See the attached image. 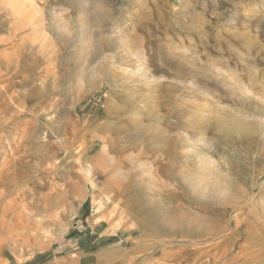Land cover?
<instances>
[{"label":"rangeland","instance_id":"rangeland-1","mask_svg":"<svg viewBox=\"0 0 264 264\" xmlns=\"http://www.w3.org/2000/svg\"><path fill=\"white\" fill-rule=\"evenodd\" d=\"M0 264H264V0H0Z\"/></svg>","mask_w":264,"mask_h":264},{"label":"bare ground","instance_id":"bare-ground-1","mask_svg":"<svg viewBox=\"0 0 264 264\" xmlns=\"http://www.w3.org/2000/svg\"><path fill=\"white\" fill-rule=\"evenodd\" d=\"M87 31H88V29H87ZM95 33H96L97 35H92V34L89 33L90 36H91L90 38H93V39H94V38L96 37V38H98V39H99V38L101 39V34H100V33H97V32H95ZM71 34H72V33H71ZM81 34H82V33H81ZM93 34H94V33H93ZM85 35H86V34H85ZM69 36H70V34H69ZM71 36H72V35H71ZM71 36H70V37H71ZM82 37H83V36L81 35V38H82ZM79 39H80V38H79ZM86 39H87V38H86ZM98 39H97V40H98ZM125 39H127L126 35H122V36H120L119 38H117L116 41H123V40H125ZM82 41H86V42H87V40H85V38H84V39H81V42H82ZM94 41H96V40L94 39ZM97 42H98V41H97ZM91 43H92V42H91ZM127 43H129V45H132V46L134 45V42H132L131 40H129ZM83 44H84V43H82V45H83ZM88 44H89V43H88ZM94 44H95V42H94ZM96 44H97V43H96ZM86 45H87V44H86ZM86 45H85V47H86ZM129 45L127 46V48H122V47L119 48V50H120L121 52H124L126 56L129 55V53H128V47H129ZM90 46H91V45H90ZM81 47L83 48L84 46H81ZM88 47H89V46H88ZM88 47H86V48H88ZM101 48H102V44H101ZM88 49L90 50V47H89ZM91 50H92V49H91ZM83 52H84V51H83ZM83 52H82V53H83ZM85 52H86V51H85ZM91 52H93V51H91ZM91 52L87 54V57H86V58L84 57V59L86 60V62L89 61V59L93 56V54H92ZM93 53H94V52H93ZM84 54H85V53H84ZM82 55H83V54H82ZM85 55H86V54H85ZM115 58H116L115 55L111 56L110 58L104 57V58H102V59L100 60V65H104V64H106V62L108 61V59H109V60L111 59V60L109 61V65L112 66V67H114V64H115V62H114V61H115ZM81 59H82V57H81ZM81 59H80V60H81ZM85 60H83V61H85ZM121 60H123V58H121ZM84 63H85V62H84ZM85 64H86V63H85ZM82 66H83V63H82ZM83 67H84V66H83ZM84 68H85V67H84ZM82 69H83V68H82ZM82 69H81L80 72H82ZM136 69H137V68H136ZM137 70H138V72H137L138 75H144L143 77L146 78V76H147L148 73L146 72L147 74H145V73H144L145 70H144L143 72H141V70H139V69H137ZM91 71H92V70H91ZM93 71H95V70H93ZM122 71H123V70H122ZM139 71H140V72H139ZM84 73H85V72H84ZM149 73H150V72H149ZM150 75H151V74H150ZM120 76H121V75H120ZM80 77H82V78H80V79H82V81L85 80V75H82V76L80 75ZM139 78H140V77H139ZM77 81H78V80H77ZM82 83H83V82H82ZM99 205H100V204H99ZM98 207H99V206H98ZM32 224H33V223H32Z\"/></svg>","mask_w":264,"mask_h":264}]
</instances>
